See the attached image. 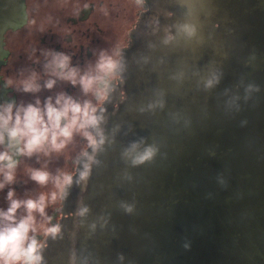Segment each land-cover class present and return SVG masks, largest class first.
Returning <instances> with one entry per match:
<instances>
[{"label":"water","instance_id":"95a60500","mask_svg":"<svg viewBox=\"0 0 264 264\" xmlns=\"http://www.w3.org/2000/svg\"><path fill=\"white\" fill-rule=\"evenodd\" d=\"M149 3L41 264H264V0ZM132 143L153 157L133 166Z\"/></svg>","mask_w":264,"mask_h":264},{"label":"clouds","instance_id":"9594fccd","mask_svg":"<svg viewBox=\"0 0 264 264\" xmlns=\"http://www.w3.org/2000/svg\"><path fill=\"white\" fill-rule=\"evenodd\" d=\"M50 55L51 60L45 65V69L56 79L47 80L44 84L46 89H53L59 79L74 87L78 84L86 95L92 93L99 102L106 99L111 80L117 77L122 68L118 59L103 52L95 68L84 73L71 66L69 56L63 53ZM114 55L119 56V52ZM21 86L25 93H37L41 90L35 73L21 81ZM99 124L97 107L90 101L80 103L63 92L58 93L54 99L48 97L43 105L39 99L26 106H17L15 103L0 105V148L4 149L0 151V176H3L0 190L15 180L19 164L15 157L30 158L33 155L49 156L54 152L59 153L78 133L91 145H96L97 140L91 130L97 129ZM139 149L140 144L132 143L123 153L124 157L131 160L133 166L143 164L154 155L152 147L143 151ZM31 179L41 186L53 182L61 197L66 186L71 184L69 175L52 177L43 169L31 170ZM57 199V192H53L50 195L41 194L37 199L20 200L15 198L13 190L8 191L9 206L7 210L0 209V264H41L42 245L35 236L36 214L43 218L45 224H50L51 217L47 216L46 208ZM21 208L25 210V215L17 219L18 210ZM86 211L87 209H83L80 215ZM41 227L45 236L53 238L61 231L58 224L50 227L42 224Z\"/></svg>","mask_w":264,"mask_h":264},{"label":"rangeland","instance_id":"374dc122","mask_svg":"<svg viewBox=\"0 0 264 264\" xmlns=\"http://www.w3.org/2000/svg\"><path fill=\"white\" fill-rule=\"evenodd\" d=\"M90 2L94 3V10L89 18L76 26H70L66 22V18L70 15H72L71 18L76 17L79 10ZM27 3V10L30 15L28 23L15 34H9L11 35L8 36L11 56L8 58L7 66L3 67L2 71L0 70L10 89L13 88L17 94L14 103L17 106L21 104L26 106L29 103L34 104L36 99H39L41 105H43L48 97L51 96L54 99L61 92L73 97V99L78 98L80 102L87 101V95L78 84L74 87L66 81L57 79L53 89L48 90L44 87L47 80L56 79L45 69V65L51 60L50 53H63L70 56L82 44L87 46L90 42L82 37L85 31L89 30L97 36L101 30L105 32L109 29L112 30L113 27L127 18L129 6L124 4V0H27ZM135 20L134 17L126 29H122L118 33L113 43L114 46L108 48L111 53L113 51L112 56L114 58L118 59L114 54L125 43L127 33L134 25ZM74 30L76 32H73ZM71 34H73V42L67 43L65 39ZM73 62L74 60L71 57V63ZM75 68H78L82 73L81 66L78 65ZM33 73L37 75V83L40 85L41 90L37 93H25L21 81L27 79ZM82 137L84 136L79 133L74 135L69 144H73L76 149L73 152L69 150L66 155L62 150L59 153H51L49 156L39 154L30 158L20 157L14 182L10 185L6 184L4 189L0 190L2 209L7 210L9 206L7 200L9 190H13L15 198L20 200L37 199L44 193L43 189L46 186H41L31 179V170L43 169L50 173L54 169L57 171L59 164L62 163L60 174L62 176L69 174L74 165L72 164L73 158L79 154L78 142ZM0 182H3V176H0ZM46 213L49 217L51 212L46 209ZM23 215H25V210L21 208L18 210L17 219ZM36 218L37 232L35 235L44 234L41 225L44 224L45 226V222L39 214H36ZM30 235L32 234L30 233Z\"/></svg>","mask_w":264,"mask_h":264},{"label":"flooded vegetation","instance_id":"af4514ba","mask_svg":"<svg viewBox=\"0 0 264 264\" xmlns=\"http://www.w3.org/2000/svg\"><path fill=\"white\" fill-rule=\"evenodd\" d=\"M218 1H219L218 4L219 11H222L221 4L224 3L223 13H225V15L232 16V14L234 13L237 16L239 15V11H240L239 0H223V3H221V0ZM240 1L243 2V5L241 4V9H243L244 2L248 5V9H249V5L252 6L251 4L252 0H240ZM124 4L129 6V12H127V18H125L122 22H120V24H117L118 26L116 25L115 27H113L112 30L109 29L107 30V32L101 30L97 36H95V34L90 32L89 30L85 31L84 33L83 31H81L83 33L82 37H85V39L90 43L87 44V46L86 44H82V46L76 48L75 52L69 56L70 58L72 57L74 60V62L71 63L72 67L75 68L76 66L79 65L82 67V73H84L87 71H91L95 68V65L99 60L100 54L102 52L112 56L113 51L111 53L108 50V48L113 45L115 37L118 35V33L121 32L122 29L125 30L128 24L131 23L135 17L136 18L135 23L128 31L125 43L117 49V52H119V56H117L118 60L122 58L121 55L124 54L125 50L130 47V43L132 41L130 37L131 33L133 32L134 29L138 27V25L141 24L142 20H144L146 18V15L149 14L150 12L149 0H124ZM27 9H28L27 0H0V53L3 54V52H8L4 58V62L0 65L1 71L3 67L7 66L8 58L11 56V52L7 50V42H8L7 36H11L9 34H15L16 32L23 29L27 25L28 19L30 18ZM93 10H94V3L90 2L79 10L76 17L71 18L70 16L72 15L67 17L66 22L70 26H76L81 22L86 21L89 18V16L93 13ZM170 15L172 16L173 14L170 13ZM248 16H249V12H248ZM73 32L76 31L74 30ZM171 36L172 35H170V37ZM65 41L67 43L73 42V34L67 36ZM125 83L126 82L124 80V76L122 75V70H121L120 74L117 75L115 79L111 80L106 99H104L102 102H99L92 93H88L86 97L87 101H90L98 109L101 106H103L108 99L113 100L119 97L120 95L123 96L125 94V91L123 90V88L125 87ZM1 89L7 92V95L1 93L0 104L6 103L8 100H11L10 97L8 96L9 93L12 94V100L14 103L15 98H17V94L14 92V89L12 88L9 91L5 90L8 89V86L5 87V89L4 88ZM75 100L80 102L78 98H76ZM78 145H79L78 148H80L79 154L75 156V158H73L74 161L72 162V164L74 165L73 168L71 169L72 171L69 174H67L70 177L73 176L76 172L77 159L83 156L85 152L92 146L85 137H82L80 139ZM73 146H74L73 144L67 145V147L64 149V154L66 155L69 152V150L73 152L76 149L75 146L74 147ZM61 167H62V163L59 164L57 171H55L54 169L53 171L50 172L51 176L52 177L62 176V174H60ZM45 186L46 187H44L43 189L44 190L43 194L50 195L53 192H57L58 194L57 201L55 203H50L49 206L46 208L47 210L49 209V211L51 212L49 215V217H51V223L45 224V226L48 225L50 227L52 225H57V224L60 226L64 218V214L62 213V209H64V207L62 205V199L60 196L59 189L56 187V185L53 182H49ZM55 187L56 189H54ZM35 236L37 241L42 245L41 250L44 249L48 245L47 242L52 239L51 238L52 236H45L43 233Z\"/></svg>","mask_w":264,"mask_h":264}]
</instances>
